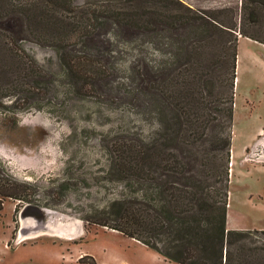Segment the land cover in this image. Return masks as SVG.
<instances>
[{"label": "trees", "instance_id": "1", "mask_svg": "<svg viewBox=\"0 0 264 264\" xmlns=\"http://www.w3.org/2000/svg\"><path fill=\"white\" fill-rule=\"evenodd\" d=\"M88 4L0 0V73L7 76L1 101L19 96L20 85L39 88L50 73L23 55L26 42L53 48L63 75L85 94L105 93L123 80L116 88L128 91L129 121L140 117L154 128L149 134L134 129L111 144L104 177L121 190L84 220L177 264H264V231L227 229L236 32L264 42L239 29L232 9L195 10L180 0ZM247 7L244 12L252 10ZM221 16H231V26ZM208 51L212 60L204 63ZM220 134L225 146L216 143ZM211 135L210 151L202 149ZM222 152L226 162L220 167L216 160ZM65 189L68 184L62 183L56 191ZM36 192L0 162V210L6 199L39 205ZM79 263L96 261L84 256Z\"/></svg>", "mask_w": 264, "mask_h": 264}, {"label": "rangeland", "instance_id": "2", "mask_svg": "<svg viewBox=\"0 0 264 264\" xmlns=\"http://www.w3.org/2000/svg\"><path fill=\"white\" fill-rule=\"evenodd\" d=\"M69 1L73 7L84 8L96 0ZM180 1L195 10L232 9L237 12L239 29L264 42V5L255 4V0ZM244 4L252 10L244 12ZM220 18L231 26V16ZM238 34L239 40L244 38L239 30ZM257 43L249 48L256 58L242 50L236 70L227 218L231 230L264 231V44ZM22 47L26 51L23 55L34 58L50 73L39 88L20 85L19 96L0 99V162L19 182L35 185L40 204L4 200L0 210V264H80L84 256L94 258L96 264H177L136 240L84 220L121 190L120 184L104 177L110 168L111 144L134 129L149 134L154 128L151 121L140 117L137 122L129 121L132 110L128 91L123 86L116 88L123 80L118 79L105 93L85 94L63 75L53 48L33 42ZM212 56L208 51L203 62L208 63ZM26 62L33 66L31 60ZM6 78L0 73L1 93ZM262 127L263 132L251 138ZM212 139L211 135L208 142L203 141L201 148L210 151ZM216 143L225 146V135L220 134ZM216 162L223 167L225 153H220ZM62 183L69 189L58 194ZM27 205L43 209L46 216L38 219L31 215L34 224L23 228L22 212ZM72 225L76 226L75 235H59ZM21 231L41 236L21 242Z\"/></svg>", "mask_w": 264, "mask_h": 264}, {"label": "bare ground", "instance_id": "3", "mask_svg": "<svg viewBox=\"0 0 264 264\" xmlns=\"http://www.w3.org/2000/svg\"><path fill=\"white\" fill-rule=\"evenodd\" d=\"M22 221H23V228H26L27 226H31V225H33L34 224V218L32 217V216H26L25 218H22ZM63 228H64V226H63ZM76 226L74 225H72V227H69V228H64L63 230H62V232L59 234V235H75L76 233H77V231H76ZM24 230V229H23ZM56 230H58L57 228H56ZM37 232V231H36ZM47 232H49V233H51L50 231H47ZM52 234V233H51ZM39 236H41L40 234H37V233H35L34 231H30L29 233L27 232H20V235H19V238H20V241L21 242H24V241H26V240H29V239H33V238H37V237H39Z\"/></svg>", "mask_w": 264, "mask_h": 264}, {"label": "crops", "instance_id": "4", "mask_svg": "<svg viewBox=\"0 0 264 264\" xmlns=\"http://www.w3.org/2000/svg\"><path fill=\"white\" fill-rule=\"evenodd\" d=\"M254 44H258L256 41H253V40H251V39H249V38H241L240 40H239V53H238V65H237V67H238V69H239V67H240V64H241V56H242V50L248 55V56H250V57H252V58H256V54L253 52V51H251L249 48H250V46L251 45H254ZM263 127H264V123H263V125H262ZM263 127L262 128H260L259 130L260 131H255L254 132V135L253 136H251V138H253V137H256L257 135H259V134H261L262 132H263ZM227 229L228 230H231V229H229L228 228V225H227Z\"/></svg>", "mask_w": 264, "mask_h": 264}, {"label": "water", "instance_id": "5", "mask_svg": "<svg viewBox=\"0 0 264 264\" xmlns=\"http://www.w3.org/2000/svg\"><path fill=\"white\" fill-rule=\"evenodd\" d=\"M45 214L46 212H44L43 209H40L36 206L27 205L22 212V218H25L26 216L35 215L39 219L44 218L46 216Z\"/></svg>", "mask_w": 264, "mask_h": 264}]
</instances>
